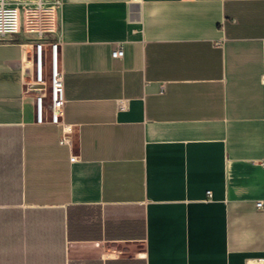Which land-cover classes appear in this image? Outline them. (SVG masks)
<instances>
[{
  "label": "crops",
  "instance_id": "0c3cea01",
  "mask_svg": "<svg viewBox=\"0 0 264 264\" xmlns=\"http://www.w3.org/2000/svg\"><path fill=\"white\" fill-rule=\"evenodd\" d=\"M60 2L67 142L0 37V264H264V0Z\"/></svg>",
  "mask_w": 264,
  "mask_h": 264
},
{
  "label": "built area",
  "instance_id": "2783aa9c",
  "mask_svg": "<svg viewBox=\"0 0 264 264\" xmlns=\"http://www.w3.org/2000/svg\"><path fill=\"white\" fill-rule=\"evenodd\" d=\"M60 4V0H0V37L19 32L29 37L32 46L28 70L31 83L27 90L34 93L35 122L45 123L48 112V122L62 128L60 142L63 143L67 142L69 131L62 123L63 73L56 30ZM111 56L114 59L122 58V48L113 50ZM256 206L262 208L263 202H257Z\"/></svg>",
  "mask_w": 264,
  "mask_h": 264
}]
</instances>
